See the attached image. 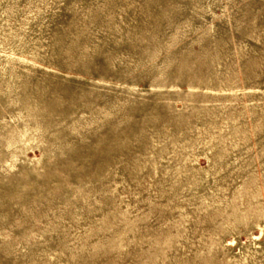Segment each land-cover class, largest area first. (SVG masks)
<instances>
[{
    "label": "rangeland",
    "instance_id": "1",
    "mask_svg": "<svg viewBox=\"0 0 264 264\" xmlns=\"http://www.w3.org/2000/svg\"><path fill=\"white\" fill-rule=\"evenodd\" d=\"M0 264H264V0H0Z\"/></svg>",
    "mask_w": 264,
    "mask_h": 264
}]
</instances>
